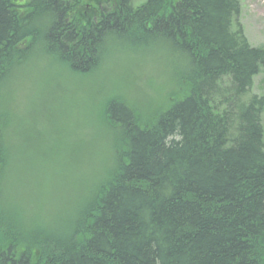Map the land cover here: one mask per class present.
Wrapping results in <instances>:
<instances>
[{"label": "trees", "instance_id": "1", "mask_svg": "<svg viewBox=\"0 0 264 264\" xmlns=\"http://www.w3.org/2000/svg\"><path fill=\"white\" fill-rule=\"evenodd\" d=\"M82 3L0 0V87L35 40L87 71L108 38L164 50L175 97L147 119L107 101L117 152L72 232L64 223L39 242L9 233L0 264H264V98L250 92L264 46L248 43L238 1L107 0L80 6L93 18L79 23Z\"/></svg>", "mask_w": 264, "mask_h": 264}, {"label": "rangeland", "instance_id": "2", "mask_svg": "<svg viewBox=\"0 0 264 264\" xmlns=\"http://www.w3.org/2000/svg\"><path fill=\"white\" fill-rule=\"evenodd\" d=\"M106 1L83 0L73 16L90 23L93 15L81 17L80 6L97 11ZM237 1L248 43L263 47L264 0ZM116 41H103L87 71L36 40L7 69L0 87V238L11 233L39 242L63 232L64 223V233L72 232L71 220L94 197L117 152L104 104L121 99L147 119L175 97L176 77L164 50ZM252 79L250 92L264 98V68ZM261 122L264 130V107ZM31 249L38 254L37 246Z\"/></svg>", "mask_w": 264, "mask_h": 264}]
</instances>
